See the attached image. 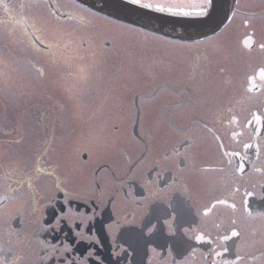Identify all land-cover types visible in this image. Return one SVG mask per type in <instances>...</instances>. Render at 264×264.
Returning a JSON list of instances; mask_svg holds the SVG:
<instances>
[{"label": "flooded vegetation", "instance_id": "1", "mask_svg": "<svg viewBox=\"0 0 264 264\" xmlns=\"http://www.w3.org/2000/svg\"><path fill=\"white\" fill-rule=\"evenodd\" d=\"M65 4L0 0V17L7 16L9 32H29L33 50L45 51L56 30L76 20L61 11ZM257 8L263 13L237 0L213 36L167 39L216 43L195 50L174 46L179 62L170 81L133 97L125 128L124 121L114 125L117 118L101 127L96 139L121 129L112 143L106 137L94 144L74 132L70 139L79 149L64 156L68 166L61 168L44 162L48 141L41 164L32 159L28 165L4 161L1 143L0 264H264V32L258 33L264 7ZM38 15L42 30L34 27ZM239 15L243 29L237 28ZM194 58L200 63L184 73V63L187 68ZM34 66L42 76L41 63ZM164 91L167 96H157ZM53 101L36 100L44 109ZM39 118L45 126L38 129ZM39 118L23 124L18 116L17 126L49 132V116Z\"/></svg>", "mask_w": 264, "mask_h": 264}, {"label": "rangeland", "instance_id": "2", "mask_svg": "<svg viewBox=\"0 0 264 264\" xmlns=\"http://www.w3.org/2000/svg\"><path fill=\"white\" fill-rule=\"evenodd\" d=\"M142 1L165 8L183 7L186 12L192 11L189 5L200 2ZM241 3L248 11L263 13L257 7L263 8L264 0H241ZM61 11L71 12L76 20L70 24L68 20L64 22L61 32L56 30L51 47L45 51L33 50L29 32L26 31V34L23 31L24 36L9 32L7 16L0 17V144L7 147V151L1 153L5 154L3 160L6 162H14L17 158L18 161L24 160V165H28L32 159L41 164L38 156L41 150L45 152V143L48 141L50 162H44L58 168L68 166V159L64 156L68 157L71 150L79 149L70 139L74 132H79L80 138H86L94 144L106 137H110L112 143L121 129H109L107 136L96 139L101 127L111 119L117 118L114 125L120 126L119 123L124 121L120 127L125 128V120L132 119L133 97L139 92H152L158 81H170L175 75L172 73L173 69H178L179 62L173 58L176 49H179L174 46L195 50L205 45L214 47L216 43L212 39L196 44L170 42L161 35L101 16L98 12L76 5L70 0H66ZM1 12L3 11L0 9ZM44 15L46 18L47 13ZM175 15L185 19V15ZM37 19L34 20V27L42 30L44 21H41L39 15ZM243 19L244 17L237 16V28L243 29ZM235 27L234 24L230 25L225 31L226 34H231ZM261 32H264V28L258 30L259 35ZM224 37L226 36L221 37L222 40ZM106 42L109 45H106ZM200 60L201 58H194L187 68L184 63V73L189 69V65L194 70V62L200 63ZM37 62L44 67L42 76L34 70L36 66L33 65ZM124 64L128 65V69H122ZM107 65L113 68L110 74H106ZM240 69L242 70V66ZM123 71L128 72L127 75L124 76ZM94 78L96 80H93ZM167 95L164 91L157 96ZM36 96L54 97L55 101L44 109L36 102L39 98ZM80 97L83 100L80 107L85 108L84 111H81L77 104ZM40 114L49 116L46 127L50 129L47 133L35 130L38 125L45 126V122L39 118ZM122 115H127V119L122 120ZM18 116L23 120V124L28 118L33 117L35 121L39 118L37 127L32 129L24 125L26 128L23 130L24 127L17 126ZM58 126H61V129L57 133ZM45 136L47 139L43 140ZM105 145L109 146V143L106 141ZM129 145L133 146L132 142ZM16 147H21V150Z\"/></svg>", "mask_w": 264, "mask_h": 264}, {"label": "water", "instance_id": "3", "mask_svg": "<svg viewBox=\"0 0 264 264\" xmlns=\"http://www.w3.org/2000/svg\"><path fill=\"white\" fill-rule=\"evenodd\" d=\"M98 12L159 32L169 37L195 40L219 30L228 20L235 0H212L211 7L203 16L171 15L156 9L134 5L129 0H76ZM182 16V15H181Z\"/></svg>", "mask_w": 264, "mask_h": 264}, {"label": "snow or ice", "instance_id": "4", "mask_svg": "<svg viewBox=\"0 0 264 264\" xmlns=\"http://www.w3.org/2000/svg\"><path fill=\"white\" fill-rule=\"evenodd\" d=\"M212 0H200V2L196 5H189V7H192V12H186L183 7H168L165 8L162 5H153L152 3H146L142 4L141 0H131V3L134 5H139L140 7L147 8V9H153L155 8L158 11H167V12H176L178 14L182 15H199L203 16L208 12V6L211 4ZM260 47L264 49V44H261ZM262 72H264V69H261Z\"/></svg>", "mask_w": 264, "mask_h": 264}]
</instances>
